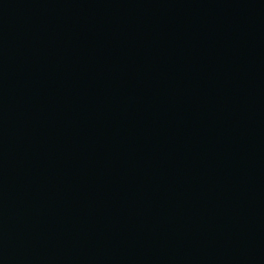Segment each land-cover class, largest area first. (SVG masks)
Returning a JSON list of instances; mask_svg holds the SVG:
<instances>
[{"label":"water","instance_id":"water-1","mask_svg":"<svg viewBox=\"0 0 264 264\" xmlns=\"http://www.w3.org/2000/svg\"><path fill=\"white\" fill-rule=\"evenodd\" d=\"M0 264H264V0H0Z\"/></svg>","mask_w":264,"mask_h":264}]
</instances>
